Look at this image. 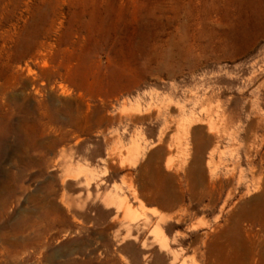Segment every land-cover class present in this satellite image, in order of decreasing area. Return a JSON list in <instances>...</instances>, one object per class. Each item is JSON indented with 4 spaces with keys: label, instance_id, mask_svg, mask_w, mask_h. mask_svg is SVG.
<instances>
[{
    "label": "rangeland",
    "instance_id": "1",
    "mask_svg": "<svg viewBox=\"0 0 264 264\" xmlns=\"http://www.w3.org/2000/svg\"><path fill=\"white\" fill-rule=\"evenodd\" d=\"M263 196L264 0H0V264H264Z\"/></svg>",
    "mask_w": 264,
    "mask_h": 264
},
{
    "label": "bare ground",
    "instance_id": "2",
    "mask_svg": "<svg viewBox=\"0 0 264 264\" xmlns=\"http://www.w3.org/2000/svg\"><path fill=\"white\" fill-rule=\"evenodd\" d=\"M255 203H259V207L258 204L256 207H252L250 204H247L244 208H242L240 218L249 223L264 224V196L257 199ZM161 204L165 205L163 202H161Z\"/></svg>",
    "mask_w": 264,
    "mask_h": 264
}]
</instances>
